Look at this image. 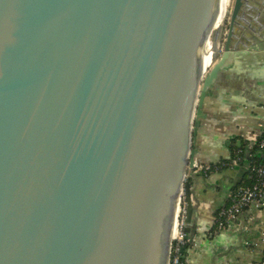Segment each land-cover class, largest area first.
Returning a JSON list of instances; mask_svg holds the SVG:
<instances>
[{
	"label": "water",
	"instance_id": "water-1",
	"mask_svg": "<svg viewBox=\"0 0 264 264\" xmlns=\"http://www.w3.org/2000/svg\"><path fill=\"white\" fill-rule=\"evenodd\" d=\"M219 2L0 0V264H169L182 194L191 238L204 100L264 27Z\"/></svg>",
	"mask_w": 264,
	"mask_h": 264
},
{
	"label": "crops",
	"instance_id": "crops-1",
	"mask_svg": "<svg viewBox=\"0 0 264 264\" xmlns=\"http://www.w3.org/2000/svg\"><path fill=\"white\" fill-rule=\"evenodd\" d=\"M252 4L264 10V0ZM259 20L264 21V13ZM258 26L253 28L259 36L247 34L255 43L234 54L204 100L206 118L192 144L196 165L228 160L234 148L254 145L264 134V27ZM250 156L264 161V151L256 149ZM246 182L242 167L206 178L193 170L189 235L194 244L183 254L186 264H264V210L246 209L219 233L210 234L215 214L227 204L229 193Z\"/></svg>",
	"mask_w": 264,
	"mask_h": 264
},
{
	"label": "built area",
	"instance_id": "built-area-1",
	"mask_svg": "<svg viewBox=\"0 0 264 264\" xmlns=\"http://www.w3.org/2000/svg\"><path fill=\"white\" fill-rule=\"evenodd\" d=\"M207 69H209V67ZM256 149L264 151V134L254 145L247 147L245 155L242 150L237 149L228 160L220 161L215 164L195 165L194 170L199 171L205 178L210 174L238 167H242L247 175V182L233 189L228 195L227 204L216 212L210 234L219 233L246 209L254 208L264 210V161L253 159L250 156L251 152ZM244 156L250 158L245 157V159ZM185 217L186 202L184 194H182L174 224L169 264H186V261L181 259L183 256L182 252L185 247H192L194 244V239L192 237L189 239L185 238Z\"/></svg>",
	"mask_w": 264,
	"mask_h": 264
},
{
	"label": "bare ground",
	"instance_id": "bare-ground-1",
	"mask_svg": "<svg viewBox=\"0 0 264 264\" xmlns=\"http://www.w3.org/2000/svg\"><path fill=\"white\" fill-rule=\"evenodd\" d=\"M232 0H220L219 2V11L216 20L215 30H219L220 27L224 24L226 14L229 10ZM207 53L203 57V68L207 69L213 63V45L212 41L209 40L206 45ZM174 234V233H173Z\"/></svg>",
	"mask_w": 264,
	"mask_h": 264
},
{
	"label": "rangeland",
	"instance_id": "rangeland-1",
	"mask_svg": "<svg viewBox=\"0 0 264 264\" xmlns=\"http://www.w3.org/2000/svg\"><path fill=\"white\" fill-rule=\"evenodd\" d=\"M233 2H234V0H232V2H231V4H230V7H229V10H228V12H227V14H226V18H225V21H224V31L227 29V25H228V21H229V17H230V13H231V10H232V7H233ZM222 47V46H221ZM212 66V65H211ZM211 66L209 67V69L211 68ZM208 69V70H209ZM207 70V71H208ZM206 71V72H207ZM192 148H193V146H192Z\"/></svg>",
	"mask_w": 264,
	"mask_h": 264
},
{
	"label": "trees",
	"instance_id": "trees-1",
	"mask_svg": "<svg viewBox=\"0 0 264 264\" xmlns=\"http://www.w3.org/2000/svg\"><path fill=\"white\" fill-rule=\"evenodd\" d=\"M237 149L242 150V151L244 152V155H245L246 152H247V147H246V148H242V147L234 148V149H233V152H232V156H233L234 151L237 150ZM245 157L247 158V156H244V158H245ZM246 158H245V159H246ZM187 248H188V246L184 248V251H186Z\"/></svg>",
	"mask_w": 264,
	"mask_h": 264
}]
</instances>
